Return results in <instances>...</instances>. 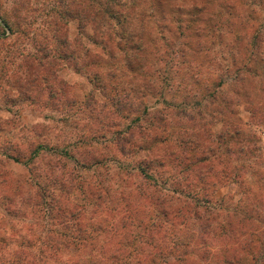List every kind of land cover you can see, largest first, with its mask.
Masks as SVG:
<instances>
[{"label": "trees", "instance_id": "obj_1", "mask_svg": "<svg viewBox=\"0 0 264 264\" xmlns=\"http://www.w3.org/2000/svg\"><path fill=\"white\" fill-rule=\"evenodd\" d=\"M218 3L223 13L215 12L216 0H68L44 21L48 35L21 28L26 34L22 49L0 54L8 86L1 87L5 96L0 100L6 105L27 101L49 109L74 107L86 115L90 131L98 127L97 132L132 134L126 142L135 155L101 160L95 157L99 150L92 149L88 158H76L82 170L75 164L57 172L52 166L45 183L25 200L28 206L41 205L46 230L35 243L22 241L0 264H250L249 242L234 239V220L245 227L247 217H215L207 193L208 178L228 180L215 175L217 165L225 164L219 163L217 139L208 137L210 129L202 124L171 126L173 110L187 109L170 103L177 92H194L191 108L197 113L202 109L203 95H196L202 93L198 56H207L219 40L231 50L228 40L238 26H245V17L234 12L236 0ZM153 16L166 24L158 27L159 34L154 33ZM2 20L0 41L6 42L5 28L13 27ZM73 20L91 34L81 31L72 38L67 24ZM247 36L240 34L241 54ZM216 60L214 55L210 59L213 70ZM66 68L92 82L81 102L61 73ZM117 117L124 122L115 121ZM131 117L136 120L132 126ZM118 125L126 130L121 133ZM140 149L153 151L144 156ZM20 155L9 157L20 162ZM31 227V232L37 228L35 223Z\"/></svg>", "mask_w": 264, "mask_h": 264}, {"label": "rangeland", "instance_id": "obj_2", "mask_svg": "<svg viewBox=\"0 0 264 264\" xmlns=\"http://www.w3.org/2000/svg\"><path fill=\"white\" fill-rule=\"evenodd\" d=\"M62 1L68 0H0V37L4 36L2 19L8 20L13 27V31L5 28L8 31L7 37L10 38L6 42L0 41V54L6 55L12 48L13 51L22 49L21 42L26 34L21 32V28L29 29L33 34L48 35V24L44 21H49L55 10H61ZM218 1L216 0L215 12L223 13V5ZM236 1L234 12L245 17V26H238L236 35L228 40L232 49L228 51L219 40L209 53L210 56L203 52L195 61L200 69L199 86L202 91L196 95H203L202 109L197 113L191 108L194 98L190 94L194 92H177L176 97L170 98V103L175 106L185 105L187 109L177 107L173 110L171 126L175 128L186 125L191 129L192 125L202 124L210 129L208 137L217 139L219 163L225 164L217 165L215 175L217 179L221 177L228 180L215 183L213 181L216 178H208L207 193L212 198L213 215L217 217L218 213L220 219H224L227 214H234V217L241 220L247 217L245 227L234 220V239L241 244L248 241L250 253L247 258L250 264L252 261L253 264H259L258 261L264 262V0ZM151 18L153 26L157 25L154 33L159 34L158 27L166 24L155 21L154 16ZM192 18L193 16H189V19ZM167 19L169 21L170 16ZM186 19L191 22L187 17ZM219 19L220 16L216 24ZM67 25L72 38H79L81 31L86 35L91 34L89 29L81 30L77 21H70ZM173 29L175 31L174 27ZM243 31L248 32V40L244 41L248 45L242 48L241 54L238 41ZM218 32H224L223 27H219ZM250 49L255 51L253 55L250 54ZM213 55L217 59L214 70L210 68ZM61 71L67 83L72 86L71 92L77 97V103L81 102L92 88L91 80L70 68ZM4 77L5 74L0 72V98L5 96L1 87L8 88L2 80ZM179 88L180 85H177V89ZM99 97L98 101H104V97ZM77 113L74 107L68 109L59 106L49 109L27 101L6 105L0 100L1 261L12 257L14 249L22 241L35 243L46 230L47 220L42 215L41 205L31 203L28 206L25 200L28 192L39 190V185L45 183V174H48L46 171L52 166L57 172L74 168L75 164L82 170L83 167L77 163L76 158H88L92 149L99 150L95 157L101 160L114 159L115 156L119 160L134 157L135 150L130 149L126 142L132 134L125 136L122 131L126 130L125 127L117 126V130L123 134L111 133L105 129L97 132L98 127L90 131L86 126V115ZM118 120L117 117L115 121ZM127 120L131 126L136 121L135 117ZM119 121L123 123L124 119ZM35 148L39 149L40 154L36 159L38 162L33 164ZM152 151L139 150L144 156ZM17 152L21 154L20 162L9 157ZM32 157L34 158L31 159ZM85 173V177L92 174L88 170ZM113 187L121 188L117 184ZM31 223L37 226L32 232Z\"/></svg>", "mask_w": 264, "mask_h": 264}]
</instances>
